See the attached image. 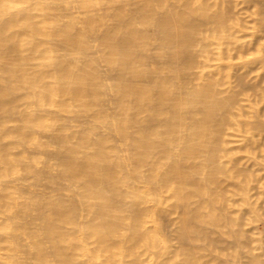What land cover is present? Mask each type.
Wrapping results in <instances>:
<instances>
[{"label":"bare ground","instance_id":"bare-ground-1","mask_svg":"<svg viewBox=\"0 0 264 264\" xmlns=\"http://www.w3.org/2000/svg\"><path fill=\"white\" fill-rule=\"evenodd\" d=\"M263 180L264 0H0V264H264Z\"/></svg>","mask_w":264,"mask_h":264},{"label":"rangeland","instance_id":"rangeland-1","mask_svg":"<svg viewBox=\"0 0 264 264\" xmlns=\"http://www.w3.org/2000/svg\"><path fill=\"white\" fill-rule=\"evenodd\" d=\"M255 37H256V36H255ZM255 37H254V38H255ZM255 73H256V71L254 72V74H255ZM263 183H264V180H263ZM263 187H264V184H263ZM253 191L256 192L255 190H253ZM253 191H252V192H253ZM261 199L264 200V197L261 198Z\"/></svg>","mask_w":264,"mask_h":264}]
</instances>
